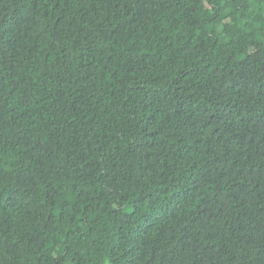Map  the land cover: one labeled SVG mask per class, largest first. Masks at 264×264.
Segmentation results:
<instances>
[{
    "label": "trees",
    "instance_id": "obj_1",
    "mask_svg": "<svg viewBox=\"0 0 264 264\" xmlns=\"http://www.w3.org/2000/svg\"><path fill=\"white\" fill-rule=\"evenodd\" d=\"M0 264H264V0H0Z\"/></svg>",
    "mask_w": 264,
    "mask_h": 264
}]
</instances>
